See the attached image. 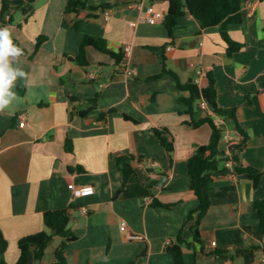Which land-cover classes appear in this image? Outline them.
<instances>
[{"label": "crops", "instance_id": "0c3cea01", "mask_svg": "<svg viewBox=\"0 0 264 264\" xmlns=\"http://www.w3.org/2000/svg\"><path fill=\"white\" fill-rule=\"evenodd\" d=\"M86 1L78 16L65 13L69 0H37L27 21L21 12L12 13L11 39L26 52L14 67L27 77L17 79L14 87L23 93H15L0 112V230L8 242L0 264H16L19 241L46 230L44 214L58 210L68 211L76 237L66 249L67 264H175L168 242L181 237L193 243L194 222L188 219L199 204L190 190L188 162L212 135L208 124L190 125L211 109L198 105L192 117L180 102L190 97L182 87L195 83L198 69L204 72L199 87L208 86L211 74L219 107L234 110L248 136L241 152L233 150L235 166L263 176L255 188L222 164L200 226L203 245L184 246L185 263L264 264V233L255 209L264 200V0H247L242 22L228 27L230 38L242 45L232 56L220 28L202 29L188 12L171 39L164 22L139 21L142 0H111L109 18L98 8L107 0ZM150 5L168 13V0L144 2V8ZM76 20L83 21L77 30ZM86 36L106 39L120 63L89 48V67H81L76 57ZM155 49L164 52L167 70ZM222 122L230 137L241 140L233 120ZM155 129L169 133L172 152ZM226 150L223 141L221 156ZM121 155L143 158L126 185L115 162ZM70 183L95 192L75 198ZM127 232L143 239L129 240ZM56 248L39 260L32 247L26 264H55ZM218 251L227 257L215 255Z\"/></svg>", "mask_w": 264, "mask_h": 264}, {"label": "trees", "instance_id": "16d2710c", "mask_svg": "<svg viewBox=\"0 0 264 264\" xmlns=\"http://www.w3.org/2000/svg\"><path fill=\"white\" fill-rule=\"evenodd\" d=\"M101 5L104 11L111 8L110 2ZM247 0H168L169 10L165 16L164 24L168 30L171 39H174V31L178 28V20L186 15L188 12L191 16L197 19L202 26V29H209L219 27L222 39L227 44V54L232 56L238 52L242 45L233 41L228 32V27L233 24H239L242 22V7ZM37 0H4L2 5V11L0 15V22L2 27H9L12 25V13L21 12L27 21L35 12V4ZM87 8L86 0H69L65 13L78 16L82 11ZM9 16V21H7ZM82 20H76L74 29H79L82 25ZM13 44L22 49L16 40H12ZM42 39L38 41V47L40 46ZM89 48H94L102 53L108 54L116 58L118 64L121 61V57L113 54L107 47V40L100 37L86 36L80 45L79 54L76 57V61L85 70L89 67L87 52ZM23 50V49H22ZM155 52L160 54L161 62L166 69V58L164 52L160 49H155ZM26 52L23 50V55ZM174 76V73L168 71ZM208 86L206 88H200L195 83L189 84L185 88L190 91L189 98H180V102L188 106V112L195 114L198 105L204 102L210 109L211 113L205 115L199 120L192 118L190 125L194 128H199L205 124H208L212 129V135L210 142L207 145L201 146L189 159L188 168L191 181L190 190L197 198L199 204L196 210L189 215V221L194 222L192 231L194 235L193 243H187L181 237H178L176 244L169 245L166 250L170 253L175 264H186L184 260L183 247H196L202 246L203 241L200 233V226L208 214L211 208V199L209 191L212 190V186L215 180V175L221 171L222 164L225 165L224 155L220 154V145L224 141V126L216 124V119L227 120L231 119L235 122V127L238 132L241 141L238 145L234 146L232 150L241 152L247 143L248 136L242 132L240 126L237 123L236 112L234 110L223 109L219 107L217 103V91L216 84L213 76L209 74L207 76ZM15 93L22 94L23 91L18 87L12 89ZM106 116L105 114L103 117ZM127 120L135 121L134 119L125 115ZM136 122V121H135ZM156 137L161 141L162 145L168 152L174 150V145L170 140L169 133L166 130H154ZM66 151L73 152V144L71 140L66 142ZM142 157H134L132 155H121L115 157L117 169L122 173L124 177V184H128L133 177L137 174L138 166L142 163ZM234 161L239 163V158L234 157ZM237 175H245L251 179L254 183V187L258 188L262 179L263 173L259 170L236 165L234 167ZM166 208L171 207L169 205H162ZM255 209L260 219V229L264 233V200L258 201L255 204ZM44 222L46 230L39 233L22 238L19 243L20 258L16 264H26L29 260L30 250L32 247H36V258L42 260L44 258L45 251L48 248L49 242L53 241L56 237L62 239L61 244L54 250L56 256L55 264H67L65 258V252L69 243L75 241L76 237L71 232L69 226L71 222L70 215L67 210L49 211L44 214ZM55 231V233H52ZM8 248V242L0 230V256H4ZM215 255L226 258L227 253L215 252ZM4 264V263H2Z\"/></svg>", "mask_w": 264, "mask_h": 264}, {"label": "built area", "instance_id": "2783aa9c", "mask_svg": "<svg viewBox=\"0 0 264 264\" xmlns=\"http://www.w3.org/2000/svg\"><path fill=\"white\" fill-rule=\"evenodd\" d=\"M145 1H148V0H142L141 4H137V6L141 7L139 21L149 23L152 25L163 23L165 20V16H166L165 13L156 10V8L153 5H150V6H147L144 8V2ZM104 14H105L106 18H109L111 16V11H109V10L105 11ZM7 21H9V16H7ZM133 25L136 26L137 23H133ZM9 27H10V25H9ZM168 50H171V48H168ZM129 51H130V49L127 48L126 52H129ZM203 78H204V72L201 69H198L197 78L195 79V84L200 86ZM200 105L207 106L204 102H201ZM215 121H216L217 125L224 126L222 120L217 118ZM24 125H25L24 122L20 124L21 127H24ZM223 140L227 143V150L224 154L225 167L227 169H234L235 161H234V152H233L232 148L234 146L238 145L240 143L239 141H241V140L239 139V141H238V139H234V138L230 137V135L227 131L224 133ZM68 188L72 191L73 196L75 198L87 197V196L93 195L95 192L94 187H91V186L78 187L74 183H70L68 185ZM81 211H82V213L85 214L88 212V209L86 207H83L81 209ZM123 226L125 228L126 224L124 223ZM127 238L129 240H142L143 239V237L141 235H136V234H133L130 232H127ZM168 245H171V244L168 242ZM212 245L215 246L216 243L214 242V243H212ZM261 262L264 263V255L261 258Z\"/></svg>", "mask_w": 264, "mask_h": 264}, {"label": "clouds", "instance_id": "9594fccd", "mask_svg": "<svg viewBox=\"0 0 264 264\" xmlns=\"http://www.w3.org/2000/svg\"><path fill=\"white\" fill-rule=\"evenodd\" d=\"M22 56L23 50L13 44L10 28H0V112L16 99L12 89L17 79L27 77V73L19 67H14Z\"/></svg>", "mask_w": 264, "mask_h": 264}, {"label": "water", "instance_id": "95a60500", "mask_svg": "<svg viewBox=\"0 0 264 264\" xmlns=\"http://www.w3.org/2000/svg\"><path fill=\"white\" fill-rule=\"evenodd\" d=\"M52 233H55V231H52ZM62 242V239L60 237H56L53 241L49 242L48 248L46 249V252H48L51 247H58Z\"/></svg>", "mask_w": 264, "mask_h": 264}, {"label": "rangeland", "instance_id": "374dc122", "mask_svg": "<svg viewBox=\"0 0 264 264\" xmlns=\"http://www.w3.org/2000/svg\"><path fill=\"white\" fill-rule=\"evenodd\" d=\"M223 129H224V131H225V130H226V127L224 126V128H223Z\"/></svg>", "mask_w": 264, "mask_h": 264}]
</instances>
